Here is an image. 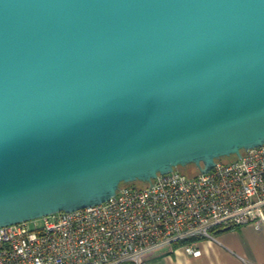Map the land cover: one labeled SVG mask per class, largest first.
I'll return each mask as SVG.
<instances>
[{"label": "water", "instance_id": "water-1", "mask_svg": "<svg viewBox=\"0 0 264 264\" xmlns=\"http://www.w3.org/2000/svg\"><path fill=\"white\" fill-rule=\"evenodd\" d=\"M264 145V0H0V228Z\"/></svg>", "mask_w": 264, "mask_h": 264}, {"label": "built area", "instance_id": "built-area-1", "mask_svg": "<svg viewBox=\"0 0 264 264\" xmlns=\"http://www.w3.org/2000/svg\"><path fill=\"white\" fill-rule=\"evenodd\" d=\"M247 225L264 229V145L206 174L176 170L97 206L1 227L0 264H142L168 247L199 257V241Z\"/></svg>", "mask_w": 264, "mask_h": 264}, {"label": "crops", "instance_id": "crops-1", "mask_svg": "<svg viewBox=\"0 0 264 264\" xmlns=\"http://www.w3.org/2000/svg\"><path fill=\"white\" fill-rule=\"evenodd\" d=\"M197 248L199 257L168 247L149 255L142 264H264V229L247 225L219 232L216 241L201 240Z\"/></svg>", "mask_w": 264, "mask_h": 264}, {"label": "trees", "instance_id": "trees-1", "mask_svg": "<svg viewBox=\"0 0 264 264\" xmlns=\"http://www.w3.org/2000/svg\"><path fill=\"white\" fill-rule=\"evenodd\" d=\"M233 159H235L234 157H232V159L231 160H233ZM230 161V160H229ZM191 166H193V165H188L187 167H184V168H181V167H179L177 170L178 171H180V172H182V173H184V174H187V175H189V176H195V175H197V172L196 173H191V174H188V173H186L185 171L188 169V167H191ZM194 167V166H193ZM195 168V167H194ZM138 184V182H135V183H130V184H126L127 186H138L137 185ZM141 184V183H140ZM145 184H141V186H144ZM122 186H125V185H121V187Z\"/></svg>", "mask_w": 264, "mask_h": 264}, {"label": "rangeland", "instance_id": "rangeland-1", "mask_svg": "<svg viewBox=\"0 0 264 264\" xmlns=\"http://www.w3.org/2000/svg\"><path fill=\"white\" fill-rule=\"evenodd\" d=\"M231 159H232V157L222 159L221 161H229V160H231ZM185 172L188 173V174H191V173H196L197 170H196V168H194L193 166H191V167H188V169H187ZM141 184H142V183H141ZM141 184L138 183L137 185H138V186H141ZM38 222L40 223L41 221L39 220ZM165 250H167V249L165 248ZM165 250H164V251H165Z\"/></svg>", "mask_w": 264, "mask_h": 264}]
</instances>
